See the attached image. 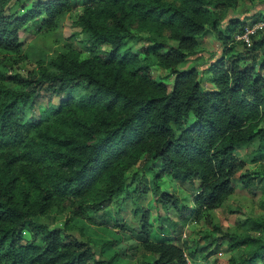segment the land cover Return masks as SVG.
Returning <instances> with one entry per match:
<instances>
[{"label": "trees", "instance_id": "trees-1", "mask_svg": "<svg viewBox=\"0 0 264 264\" xmlns=\"http://www.w3.org/2000/svg\"><path fill=\"white\" fill-rule=\"evenodd\" d=\"M8 2L0 0V264H110L92 261L85 243L36 219L53 209L85 217L88 209L109 205L122 192L126 172L142 160L156 180L162 174L198 178L195 208L213 210L233 192L231 178L240 166L236 147L258 139L263 152L264 53L257 70L245 58L264 46V35L251 36L249 46L236 41L243 30L238 17L226 31L219 28L221 13L237 0H82L73 24L90 42L89 56L60 53L28 77L13 71L23 58L18 33L26 17L6 13ZM75 5L44 0L29 15L44 13V24L52 27ZM208 29L222 47L208 66L211 89L201 85L195 68H178ZM133 36L152 42L143 56L126 46ZM233 43L242 48L233 51ZM152 64L172 76L171 85L153 78ZM80 86L84 94L70 96ZM41 89L54 102L47 116L32 119ZM260 206L264 210V198ZM250 222L255 233L229 236L233 248L245 250L234 264L264 262V213ZM27 224L30 240L18 244L15 237ZM143 247L155 259L139 264H187L175 243L144 240Z\"/></svg>", "mask_w": 264, "mask_h": 264}, {"label": "rangeland", "instance_id": "rangeland-1", "mask_svg": "<svg viewBox=\"0 0 264 264\" xmlns=\"http://www.w3.org/2000/svg\"><path fill=\"white\" fill-rule=\"evenodd\" d=\"M43 1L9 0L5 6L6 13L26 17V22L18 33L21 46L19 55L23 58L13 67V71L23 77L36 74L39 64L50 66L51 60L60 53L75 51L79 53L80 59L89 56L91 44L81 28L73 24L82 10V0H74L76 5L52 27L44 24L47 19L44 13L39 16L29 15ZM236 17L240 20L238 30L243 29L242 33L234 36L236 41L248 32L245 39L250 45L253 40L251 36L259 40L264 35V0H237L233 8L221 13L219 28L226 31V24ZM168 43L176 44L174 40ZM151 45L150 40L140 36L126 39V46L140 56ZM232 46L233 51L242 48L235 43ZM97 47L109 49V45ZM165 50L167 48L162 52ZM221 52L222 47L217 38L208 29L197 38L195 53L179 64L178 68H195L201 85L211 89L213 83L208 66L221 56ZM263 53L264 46H256L246 55L245 62L252 61L254 70H257ZM2 58L0 55V60ZM151 73L154 79L171 85L172 76L162 67L152 64ZM260 74L264 75V69ZM69 93L70 96L78 97L84 94V88L80 86L71 89ZM52 101L51 92L41 89L33 101L30 118L47 116ZM260 126H264V123ZM258 146L259 140L255 139L236 147L235 154L240 166L231 178L233 192L222 205L213 210L198 212L195 208L194 200L199 192L198 178L162 174L156 180L155 170H151L142 160L126 172L122 192L113 197L109 205L99 210L88 209L85 217L73 218L70 214L66 216V213L53 209L36 220L49 230H58L64 236L85 243L92 251V261L110 264L152 263L155 255L143 247V241L166 240L184 250L187 264H234L244 256L245 250L243 247L233 248L230 245V234H240L245 230L255 233L250 220L264 213L260 206L264 198V181L258 180L264 174V150L259 153ZM155 169H160V166ZM254 175L257 177L249 182L244 181ZM241 176L245 177L244 180ZM144 186L147 188L144 189ZM145 214L147 219L143 221ZM30 236L31 228L27 224L18 237H15V241L25 244ZM250 264L264 262L255 259Z\"/></svg>", "mask_w": 264, "mask_h": 264}, {"label": "built area", "instance_id": "built-area-1", "mask_svg": "<svg viewBox=\"0 0 264 264\" xmlns=\"http://www.w3.org/2000/svg\"><path fill=\"white\" fill-rule=\"evenodd\" d=\"M262 25L264 26V22L262 23ZM248 32H246V34L244 33V37L242 36V39L246 42L247 39H245V35H247ZM247 43V42H246ZM249 46V44H247Z\"/></svg>", "mask_w": 264, "mask_h": 264}]
</instances>
